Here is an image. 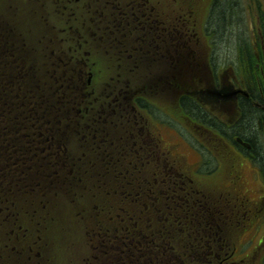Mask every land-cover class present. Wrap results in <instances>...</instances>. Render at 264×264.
Wrapping results in <instances>:
<instances>
[{"label":"trees","instance_id":"1","mask_svg":"<svg viewBox=\"0 0 264 264\" xmlns=\"http://www.w3.org/2000/svg\"><path fill=\"white\" fill-rule=\"evenodd\" d=\"M51 1L13 0L11 5L0 4V215L8 217V222L14 226L16 221L29 218L26 222L34 221L35 225L46 226L47 231L52 232L59 228L67 212H73L74 216L72 207L84 200L79 191L84 187L83 179L86 176L89 181L98 179L108 171L107 167L98 166L101 150L89 151L91 147L80 142L82 135L89 138L101 135L83 130L87 122L77 114L79 109L83 112L95 110L92 105L95 93L87 87L83 72L82 61L86 56L79 52V45L84 43L81 38L77 45L71 34L74 30L76 33L84 31L85 35L89 34L88 30L68 22L72 18L54 1L50 6ZM248 2L255 16L253 29L262 33L264 0ZM241 3V0H224L216 5L214 26L220 25L223 38L229 25L237 26ZM249 23L245 21L240 35L237 34V39L242 38L237 71L244 79L253 81L251 93L264 105V97L258 91L261 86L264 93V34L257 37L261 60H256ZM245 34L249 35L251 43ZM81 95H85L84 101L79 100ZM181 103L188 112L199 117L200 109L195 102L184 99ZM200 118L214 120L207 114ZM260 127L264 128V108L249 103L236 130L254 148L256 145L260 148ZM81 143L89 152L79 161L81 153L74 154V151L80 149ZM109 169L115 170V167ZM117 169L113 172L115 176L128 180L130 189L138 191L143 182V166L137 162L118 165ZM119 188V183L106 187L114 191ZM182 188L187 190L188 187ZM133 198L132 195L131 200L138 208L133 211L134 218L131 217L132 242L139 238L138 220L141 218V199L135 198V202ZM4 210L9 216L1 213ZM170 229L168 226L167 230ZM152 236L156 237L154 231ZM189 242L187 237L185 241L169 244V254L175 256L172 264H212L203 259L204 252L191 259ZM197 246L194 243V248ZM122 250L127 254L124 247ZM123 260L119 258L120 264Z\"/></svg>","mask_w":264,"mask_h":264},{"label":"flooded vegetation","instance_id":"2","mask_svg":"<svg viewBox=\"0 0 264 264\" xmlns=\"http://www.w3.org/2000/svg\"><path fill=\"white\" fill-rule=\"evenodd\" d=\"M106 7L108 14H103L93 19V34L98 39L105 40L108 44L107 51L119 54L121 64L128 65L133 70L132 75L139 69V91L131 90L132 102L139 95L137 103L142 122H147V100L150 96L147 87L158 85L159 77L164 70L172 75L171 85L176 84L175 71L185 64L198 58L204 61L208 48L201 39L200 33L196 36L195 24L198 21L189 16V11L197 2L206 0H98ZM106 10L103 9V13ZM199 16V15H198ZM196 26V25H195ZM143 65L145 68H142ZM153 67L151 72L146 66ZM135 79L128 78L130 86ZM157 92V91H155ZM157 94V93H156ZM237 111L242 113L241 97L238 98ZM146 112V113H143ZM147 133H151L148 131ZM225 134V131L222 132ZM146 148L152 150V144L145 143ZM159 152L169 150L157 148ZM150 150V152H151ZM249 151L237 146L236 154L248 157L254 154V147ZM239 176L242 175L239 172ZM241 185L244 179L240 180Z\"/></svg>","mask_w":264,"mask_h":264},{"label":"rangeland","instance_id":"3","mask_svg":"<svg viewBox=\"0 0 264 264\" xmlns=\"http://www.w3.org/2000/svg\"><path fill=\"white\" fill-rule=\"evenodd\" d=\"M242 3L240 5V8L237 11V16H236V22H237V26H233V25H229L228 28L226 29V36L225 39L223 41H221V43L218 45L216 44L215 46H217L218 51L219 52V57L217 56L216 58L218 60H220V63L223 62L225 63V65L227 64H231L232 65V61H234L235 59L237 60V48L242 45V38L239 40H237V34L239 33L240 35V30L241 28L243 29V25L245 21H249V25H251V36L252 38L256 35H258V37L263 36L264 31L261 33L259 31H257V29H252L254 26V21H255V16H253L251 14L252 11V5L251 2L249 3L248 1L250 0H241ZM244 3V5H243ZM243 5V6H242ZM207 8H208V4L207 1H201V2H197L195 3V5L192 6V9L194 10V12L192 10L189 11V16L194 20V22L199 21L200 19H202V22L200 24H195V33L196 36L200 33L201 35H203L205 33L204 29H203V21H204V16L207 12ZM80 14L83 15V10H79L78 11ZM83 12V13H82ZM199 15V16H198ZM79 21V20H78ZM210 27L212 29H215L216 32L218 33V35H221V28L220 25L218 27H214V22L216 21V18L212 17L210 18ZM79 24L84 25V15L83 18L79 21ZM35 28L39 29L38 25H34ZM212 32H209L208 30H206L205 34H210ZM34 34V33H30L29 35ZM245 37H247L249 39L248 42L251 43V39L249 38L248 34L244 35ZM222 37V36H221ZM233 39L236 41V43L234 44ZM257 46H258V42H257ZM90 54V53H89ZM88 57H90L89 61L92 62L95 58L93 57L92 54L88 55ZM100 57L102 58V61L104 58L108 57L107 55H102L100 54ZM256 60H260L257 56L255 58ZM106 64V65H105ZM113 65L116 67L117 64L113 63ZM112 65V61L110 63H108V60L104 62H102L101 64L98 65V68H96L94 71L98 72L100 71V69L102 67H104V70L108 73V71H113L116 75V73L118 72V70ZM234 65V64H233ZM258 65V64H257ZM142 68H145L143 65H141ZM258 67V66H257ZM148 71H152L154 70V65L153 67H148V65L146 66ZM164 76V75H163ZM227 77V74H226ZM117 83V82H116ZM125 82H123L122 85H124ZM117 86V85H116ZM114 84L109 87V92L111 93L112 89L114 87H116ZM118 87H120V85H118ZM111 88V90H110ZM100 90V88L98 89ZM118 91V95L115 96L114 98L117 100V104L114 105V107H118V105H120V103H123L125 106H128V97H130L129 94H126L123 92V94L120 92V88L117 89ZM84 90L82 89V94H83ZM173 95V93H172ZM197 95V94H196ZM198 96L203 97L206 96V94H199ZM80 97H83V95H81ZM169 99V98H168ZM81 100V99H79ZM170 101V99H169ZM172 102V101H171ZM112 104V103H111ZM179 107V102L177 104ZM109 107L111 108V105H109ZM116 113V112H114ZM178 113H181V110L178 109ZM108 122H111L114 120L115 115H110L107 111L103 112L101 114ZM135 116V115H134ZM136 117V116H135ZM133 118V117H132ZM185 124L190 127L189 129H186L184 126ZM183 125V126H182ZM170 126H173V128H165V132L163 134V136L161 137L159 135V141H161L162 145H166L169 148H171V150L173 151V153H176V157H179L180 154L185 156V158L187 159V161L191 162V163H196L200 160V155L194 151V149L192 148V143L194 146H196L198 149L202 150V155H204V159H209L208 162L210 161V165L213 167L216 165V162L213 160H210V157L208 156V151H205L202 146L199 145L197 138L201 137L202 140L205 141L206 145H208L210 148L213 146L212 142H211V138L210 140L208 139L207 135L205 134L204 136L198 132V125L195 123L192 125L190 122H186L185 118H178V122H173L172 124H170ZM156 129V127H155ZM154 130V129H153ZM260 130V129H259ZM262 137L260 139V143H263V147H264V128L262 129V131H260ZM153 134V131H152ZM175 135V136H174ZM210 137V136H209ZM178 138V139H177ZM178 140H180L182 142L179 143ZM190 141V142H188ZM187 150L189 152L190 155L187 156ZM220 152V151H219ZM227 157V156H224ZM258 157V156H257ZM223 158V157H222ZM260 159H263L264 161V153H262V156ZM223 168L221 169V164L220 167H218V165H216L217 170L215 171L214 175L215 178H218L219 176H223L219 178V182L221 180H223V178L225 177L226 179V183L228 182L229 177H235L237 173H241V177L240 179H244V184L242 185V188H240V183L238 184V188H236V190L232 193V195L235 194V192H237L238 196H242L246 193V190H248L247 193L252 192V199H255V197H257L259 195V192L264 189V173L262 171V168L260 167L259 164H253L250 161H248V159H243L240 156H236L234 153H232L231 155L228 156V159L224 160L223 162ZM243 172V173H242ZM193 173L195 175H198L197 172L193 171ZM256 174V178L254 177V175ZM218 175V176H217ZM239 175V174H238ZM67 176V175H66ZM200 176V175H198ZM217 176V177H216ZM247 179V180H246ZM208 180V179H207ZM225 187H227L226 185H224ZM234 189V188H232ZM263 193V192H261ZM260 212V211H259ZM259 214V213H256ZM262 231V230H261ZM246 233V230L242 231V234ZM260 233V232H259ZM260 239H258L256 237V241L254 242V247L253 250H256L258 254L254 253L251 256L254 257V260L256 261V259H258V257L260 256V254H263V250L261 249L262 246H264L263 242L261 241V239H264V229L260 234ZM77 245V249L80 253H82V255H85L86 252L84 249H82L80 247V241H78L76 243ZM248 244H246L247 246ZM38 254V253H37ZM262 257V260L264 259V256H260V258ZM260 260V261H262ZM259 261V262H260ZM63 262H65V258L63 259ZM262 264H264V262H262Z\"/></svg>","mask_w":264,"mask_h":264},{"label":"bare ground","instance_id":"4","mask_svg":"<svg viewBox=\"0 0 264 264\" xmlns=\"http://www.w3.org/2000/svg\"><path fill=\"white\" fill-rule=\"evenodd\" d=\"M260 148H258V146L256 145L255 146V148H254V153L255 154H259L260 152H262V150L264 149V147H263V143H260V146H259Z\"/></svg>","mask_w":264,"mask_h":264},{"label":"water","instance_id":"5","mask_svg":"<svg viewBox=\"0 0 264 264\" xmlns=\"http://www.w3.org/2000/svg\"><path fill=\"white\" fill-rule=\"evenodd\" d=\"M231 94H232V93H227L226 95H227V96H230Z\"/></svg>","mask_w":264,"mask_h":264}]
</instances>
